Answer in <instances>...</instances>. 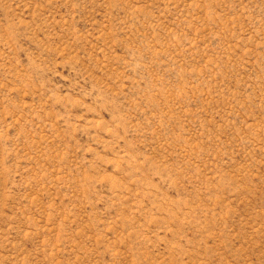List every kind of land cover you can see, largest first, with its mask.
I'll list each match as a JSON object with an SVG mask.
<instances>
[{
	"label": "rangeland",
	"instance_id": "1",
	"mask_svg": "<svg viewBox=\"0 0 264 264\" xmlns=\"http://www.w3.org/2000/svg\"><path fill=\"white\" fill-rule=\"evenodd\" d=\"M0 264H264V0H0Z\"/></svg>",
	"mask_w": 264,
	"mask_h": 264
}]
</instances>
